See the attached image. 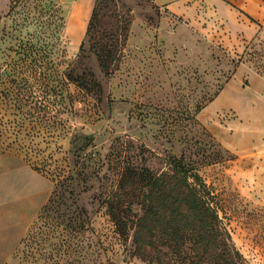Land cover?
Returning <instances> with one entry per match:
<instances>
[{
  "label": "rangeland",
  "instance_id": "1",
  "mask_svg": "<svg viewBox=\"0 0 264 264\" xmlns=\"http://www.w3.org/2000/svg\"><path fill=\"white\" fill-rule=\"evenodd\" d=\"M45 1L51 11L27 13L20 0H0V73L17 94L8 101L0 85V154L28 168L5 178L21 183L22 220L54 200L0 264H161L154 253L133 255L131 232L125 244L116 239L101 200L117 188L121 162L169 172L170 156L191 162L217 194L246 263L264 264V20L248 13L251 0ZM235 14L255 24L251 39L226 40ZM28 43L61 90L48 136L34 125L43 111L24 106ZM68 72L92 83L88 95L61 84ZM56 166L72 175L65 188L55 189ZM72 218L93 233L65 236Z\"/></svg>",
  "mask_w": 264,
  "mask_h": 264
},
{
  "label": "trees",
  "instance_id": "2",
  "mask_svg": "<svg viewBox=\"0 0 264 264\" xmlns=\"http://www.w3.org/2000/svg\"><path fill=\"white\" fill-rule=\"evenodd\" d=\"M20 4L27 13L34 8L51 11L45 0H20ZM54 10L52 16L55 15L58 19L60 27L62 17L58 7ZM93 18L94 12L86 32L92 25ZM27 49L21 59L22 62L25 61L21 68L27 72L21 79L25 88L24 106L43 111L39 122L37 121L34 125L41 124L43 133L48 136L47 129L54 121H50L46 114L52 107L59 104L58 98L61 97L58 95L61 90L57 88V85L54 87L43 78L45 76L41 71L42 60L38 56L39 49L29 43ZM258 69L261 67L257 66V71ZM63 74L61 84L65 85L68 82L74 84L82 97L92 90V83L82 75L74 76L72 72ZM4 76L0 73L1 93L10 101L13 95L17 96L11 86V83L16 82ZM33 117L32 113H28L29 124L34 120ZM31 132L29 128V135ZM168 166L169 172L154 173L146 166L121 162L118 169L117 188L101 200L116 239L121 244H125L131 232L133 255L141 260L150 261L154 253L161 264V257L166 258V264H247L233 244L230 232L219 216L221 205L217 194L206 185L195 167L191 162H186L183 156H170ZM32 167L38 170L37 167ZM56 169L52 177L55 189L58 186L67 187L68 182L72 180V175H69V171L63 167L56 166ZM58 199L61 198L58 197ZM53 201L50 197L47 203L43 204L27 234L32 225L36 224L35 220L44 218L41 213L46 212ZM86 223L87 225L84 226L83 221L78 222L73 218L68 220L67 228H63V231L67 233L65 236L78 242L85 231L89 230L90 234L93 233L89 221ZM58 226L59 224L55 228ZM27 234L21 239L20 244ZM95 245L90 243L88 247L93 248V254L99 255L94 248ZM76 247L78 252L83 249L80 243H77Z\"/></svg>",
  "mask_w": 264,
  "mask_h": 264
},
{
  "label": "crops",
  "instance_id": "3",
  "mask_svg": "<svg viewBox=\"0 0 264 264\" xmlns=\"http://www.w3.org/2000/svg\"><path fill=\"white\" fill-rule=\"evenodd\" d=\"M251 7L252 10L248 13L253 18L264 20V0H251ZM234 23L235 30H225L224 28L223 33H227L226 40L236 42L239 35L242 39L249 40L255 35V24L242 19L238 14L234 15ZM0 160V252L2 254L5 252V256L11 257L19 246L21 239L27 234L31 223L36 218L44 202L30 218L22 220L20 202L24 194L20 190L21 183L19 180L9 182L5 176L11 170L27 172L28 168L18 165L7 154H0ZM5 162H8L10 166L4 168L6 167Z\"/></svg>",
  "mask_w": 264,
  "mask_h": 264
}]
</instances>
